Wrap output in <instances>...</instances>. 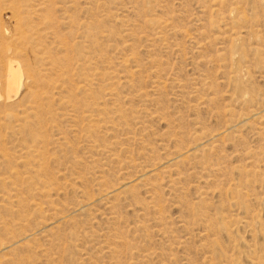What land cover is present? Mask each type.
<instances>
[{
  "label": "rangeland",
  "instance_id": "obj_1",
  "mask_svg": "<svg viewBox=\"0 0 264 264\" xmlns=\"http://www.w3.org/2000/svg\"><path fill=\"white\" fill-rule=\"evenodd\" d=\"M11 1H0V25L14 29L20 22L21 31L25 30L18 47L26 49L25 59L33 60L35 66L32 91L36 94L37 112L35 107L29 113L24 108L17 110L0 104V125L4 122L0 126V176H4L3 183L6 181L3 185L0 178V242L14 239L13 248L9 253L1 251L0 257L16 263L19 259L18 264L26 259V264H32V260L33 264H114L119 255L114 252L124 251L121 259L117 258L119 264H264V0H52L53 5L51 0H20L30 6ZM23 6L25 10H21ZM46 14L52 21L58 18L52 22L48 16V22L44 19ZM143 19L157 21V27L147 25ZM24 25L34 31L29 32ZM229 32L239 33L243 40L238 51L242 49L244 59L237 64L229 57ZM47 61L50 68L46 67ZM109 78L117 79V83ZM237 86L246 93L245 99L239 98ZM4 89L1 85V94L6 92ZM3 112L14 117L3 116ZM29 140L35 142L30 141L27 147ZM37 146L43 149L41 153ZM30 147H34V152ZM182 153H187V157ZM178 154L183 156L177 162L174 158ZM152 164L155 167H148ZM147 169H156V175L152 177ZM29 170L33 171L32 176ZM34 172L38 176L33 178ZM20 175L21 179L16 180ZM45 180L52 186L56 182V186L52 189ZM126 182L131 187L128 190L122 187ZM104 191L112 196H105ZM7 192L23 194L20 197L27 199L23 201L25 207L8 199ZM25 194H29L28 198ZM50 197L53 208L49 205L43 212L34 210L36 204ZM155 198L159 206H155ZM31 200L38 203L33 202V206ZM4 207L6 211L12 208L9 215ZM26 213L33 214L29 220ZM26 218L34 223L30 224L34 226L32 232L25 235L23 228V232L17 227L13 230L14 224L27 223ZM1 222L7 224L6 229Z\"/></svg>",
  "mask_w": 264,
  "mask_h": 264
},
{
  "label": "bare ground",
  "instance_id": "obj_2",
  "mask_svg": "<svg viewBox=\"0 0 264 264\" xmlns=\"http://www.w3.org/2000/svg\"><path fill=\"white\" fill-rule=\"evenodd\" d=\"M0 1H1V0H0ZM2 1H3V0H2ZM6 1H7V0H6ZM8 1H9V0H8ZM12 1H14V0H12ZM12 1H11V2H12ZM16 1H18V0H16ZM16 1H15V2H16ZM19 1H20V0H19ZM25 1H26V0H25ZM41 1H42V0H41ZM51 1H52V0H51ZM54 1H55V0H54ZM88 1L90 2V0H88ZM88 1H87V2H88ZM219 1H220V3L222 2L221 0H219ZM20 2H21V1H20ZM47 2H48V1H47ZM47 2H46V3H47ZM49 2H50V1H49ZM49 2H48V3H49ZM89 2H88V4L91 3V2H90V3H89ZM237 2H238V1H237ZM241 2H242V1H241ZM249 2H250V1H249ZM251 2H252V1H251ZM21 3H22V4H26L25 2H24V3L21 2ZM27 3H28V2H27ZM40 3H42V2H40ZM44 3H45V2H44ZM50 3L52 4L53 1L50 2ZM220 3H219V4H220ZM8 4H9V3H8ZM38 4H39V3H38ZM38 4H37V5H38ZM53 4H54V3H53ZM53 4H52V5H53ZM74 4H76V3H74ZM241 4H242V3H241ZM14 5L16 6L15 3H14ZM20 5H21V4H20ZM20 5H19V6H20ZM28 5H29V4H28ZM28 5L26 4L25 6H28ZM45 5H46V4H45ZM52 5H50V6H52ZM216 5H217V4H216ZM246 5H247V4H246ZM29 6H30V5H29ZM39 6H40V8H41L42 5H39ZM39 6H38V7H39ZM73 6H74V7H73ZM220 6H221V5H220ZM243 6H244V5H243ZM5 7H6V6H5ZM44 7L47 8L46 6H44ZM48 7H49V6H48ZM52 7H53V6H52ZM70 7H71V8L73 7V8H75V9L77 8V7H75V5H72V6H70ZM147 7H148V6H147ZM225 7H226V6H225ZM233 7H235V6H232V8H233ZM35 8H36V7H35ZM42 8H43V6H42ZM49 8H50V7H49ZM49 8H48V10H49ZM62 8H63V7H62ZM66 8H67V7H66ZM214 8H215V7H214ZM219 8H220V7H219ZM6 9H7V8H6ZM12 9H13V8H12ZM15 9H17V7H16ZM22 9L25 10L26 7L24 8V6H23V7H21V10H22ZM27 9H28V8H27ZM30 9H31V8H30ZM30 9H28V10H30ZM43 9H44V8H43ZM69 9H70V8H69ZM35 10H36V9H35ZM51 10H52V8H51ZM60 10H61V9H60ZM64 10H65V9H64ZM64 10H63V11H64ZM214 10H215V9H213V11H214ZM230 10H231V9H230ZM36 11H37V10H36ZM36 11H35L34 13H36ZM49 11H50V10H49ZM54 11H55V10H54ZM73 11H74V9H73ZM222 11H223V10H222ZM235 11H236V10H235ZM17 12H20V14H21V11H17ZM26 12H27V11H26ZM28 12H29V11H28ZM28 12H27V13H28ZM46 12H47V11H46ZM56 12H57V11H56ZM61 12H62V11H61ZM64 12H65V11H64ZM71 12H72V11H71ZM144 12H145V11H144ZM227 12H228V11H227ZM229 12H230V11H229ZM232 12H234V11L231 10V13H232ZM22 13H23V11H22ZM24 13H25V11H24ZM27 13H26V14H27ZM38 13H40V12L38 11ZM41 13H44V12H41ZM41 13H40V14H41ZM69 13H70V12H68L67 15H69ZM149 13H150V12H149ZM214 13H215V12H214ZM54 14H55V13H54ZM65 14H66V13H64V15H65ZM143 14H144V13H143ZM146 14H147V13H146ZM221 14H223V13L221 12ZM229 14H230V13H229ZM21 15H22V14H21ZM24 15H25V14H24ZM27 15H28V14H27ZM42 15H43V14H42ZM42 15H41V18H42ZM46 15H47V14H46ZM55 15H56V14H55ZM233 15H234V13H233ZM256 15H258V14H256ZM13 16L16 17V10H14V9H13ZM22 16H23V15H22ZM29 16H30V15H29ZM37 16H38V14H37ZM44 16H45V14H44ZM48 16H49V18L51 17L50 15H47L44 19L48 20ZM52 16H54V15H52ZM149 16H150V15H149ZM217 16H218V14H217ZM219 16H220V15H219ZM224 16H225V15H224ZM229 16H230V15H229ZM229 16H228V17H229ZM236 16H237V15H236ZM240 16H241V18H242V15H241V14H240ZM18 17H19V16H18ZM30 17H31V16H30ZM54 17H55V16H54ZM66 17H67V16H66ZM19 18H20V17H19ZM21 18H22V17H21ZM26 18H27V17H26ZM55 18H56V17H55ZM57 18H58V17H57ZM57 18H56V19H57ZM145 18H146V17H145ZM147 18H148V17H147ZM225 18H226V17H225ZM235 18H236V17H235ZM235 18H233V19H235ZM237 18H239V17L237 16ZM241 18H239V20H240ZM17 19H18V18H17ZM31 19H32V18H31ZM50 19H51V18H50ZM50 19H49V20H50ZM56 19H53V21H54V20L56 21ZM62 19H63V18H62ZM66 19H67V18H66ZM69 19H70V17H69ZM223 19H224V18H222V20H223ZM228 19H230V18H228ZM244 19H245V18H244ZM18 20H19V19H18ZM22 20H25V19H24V16H23V19H22ZM37 20L40 21L39 18H38ZM49 20H48V22H51V21H52V19H51V21H49ZM77 20H78V19H77ZM143 20H144V19H143ZM163 20H165V19H163ZM171 20H172V19H171ZM226 20H227V18L225 19V22H226ZM235 20H236V19H235ZM247 20H248V19H247ZM247 20H246V21H247ZM19 21H21V20H19ZM41 21H42V19H41ZM53 21H52V22H53ZM57 21H59V20H57ZM144 21H146L145 23H147V25H151V26L153 25V26H156V27H157V21H155V20H153V19H151V20H149V21H148V20H144ZM161 21H162V20H161ZM212 21H213V20H212ZM227 21H228V20H227ZM230 21H231V20H230ZM230 21H229V22H230ZM14 22H15V21H14ZM46 22H47V21H46ZM162 22H163V21H162ZM165 22H166V21H165ZM238 22H240V21H238ZM238 22H237V23H238ZM8 23H9V22H8ZM21 23H22V22H21ZM23 23H24V22H23ZM25 23H26V22H25ZM42 23H43V21H42ZM58 23H59V22H58ZM60 23H61V22H60ZM60 23H59V25H62V24H60ZM143 23H144V22H143ZM168 23H170V22H168ZM16 24H17L16 26H18V27H17V28H14V29H9L11 26H10L9 28H8V27L6 28V26L3 27L2 25H0V38H1L0 40H2V41L4 42V43L0 44V88H1V85H2V86L5 88L4 91H6L5 93L3 92V94L0 93V104H1L2 106H4V107H13V109H14V108H18L17 110H19V108H24V109H25V112H27V111L30 110V109L33 110L34 107H35V103H36V102L34 101V100H35V96H36V94L34 95V93H33V91H32V88L34 87L33 85H35V82H36V80H35V77H36V72H35V71H36V70H35L34 63L32 62L33 60L30 62V60L28 61V59H25V57H26V49H25V48H20V47H18V43L21 42L20 40H22L23 36H25V34H24V33H25V30L21 31V25H22V24L20 25V22H19V23L16 22ZM30 24H31V23H30ZM53 24H55V23H53ZM77 24H78V23H77ZM211 24H212V23H211ZM227 24H230V23H227ZM240 24H241V23H240ZM243 24H244V21H243ZM246 24H247V23H246ZM5 25H7V24H5ZM44 25L46 26V23H44ZM47 25H48V26H47V28H48V27H49V23H47ZM51 25H52V23H51ZM144 25H145V24H144ZM217 25H218V24H217ZM238 25H239V24H238ZM24 26H25V25H24ZM31 26H32V24H31ZM35 26H37V25H35ZM210 26H211V28H212V25H210ZM228 26H229V25H228ZM22 27H23V26H22ZM25 27H26V26H25ZM25 27H23V29H24ZM28 27H29V26H28ZM28 27H26V28H28ZM33 27H34V26H33ZM50 27H51V26H50ZM52 27H54V26H52ZM52 27H51V28H52ZM145 27H146V26H145ZM161 27H162V26H161ZM171 27H172V26H171ZM238 27H239V26H238ZM240 27H241V26H240ZM249 27H250V26H249ZM26 28H25V29H26ZM39 28H40V27H39ZM47 28H45V29H47ZM54 28H55V27H54ZM57 28H58V26L56 25V28H55V29H57ZM149 28H150V27H149ZM165 28H166V27H165ZM165 28H164V29H165ZM246 28H247V27H246ZM246 28H245V29H246ZM35 29H36V28H35ZM37 29H38V28H37ZM40 29H42V28H40ZM147 29H148V28H147ZM152 29H153V28H152ZM154 29H155V28H154ZM154 29H153V30H154ZM159 29H160V28H159ZM166 29H167V28H166ZM169 29H170V27H169ZM169 29H168V30H169ZM172 29H173V28H172ZM234 29H235V27H234ZM242 29H243V28H242ZM247 29H248V28H247ZM42 30H43V29H42ZM42 30H41V31H42ZM57 30H58V29H57ZM149 30H151V29H149ZM240 30H241V28H240ZM240 30H237V31L240 32ZM28 31L31 32V31H34V30L31 29V27H30V28H28ZM35 31H36V33H39L37 30H35ZM50 31H52V29H51ZM157 31H159V30H157ZM170 31H171V30H170ZM229 31H230V30H229ZM56 32H57V31H56ZM56 32H55V33H56ZM151 32H152V31H151ZM246 32H248V31H246ZM254 32H255V31H253V33H254ZM32 33H34V32H32ZM32 33H31V34H32ZM229 33H230V34H229V36H230L232 32H229ZM240 33H241V32H240ZM249 33H250V32H249ZM51 34H53V32H52ZM57 34H58V32H57ZM256 34H257V33H256ZM26 35H29V34L27 33ZM33 35H34V34H32V37H33ZM40 35H41V33H40ZM43 35H44V34H43ZM55 35H56V34H55ZM58 35H60V34H58ZM58 35H57V36H58ZM125 35H126V34H125ZM129 35H130V34H129ZM151 35H152V33H151ZM189 35H190V34H189ZM241 35H242V34H241ZM35 36H36V35H35ZM44 36H45V35H44ZM44 36H43V37H44ZM148 36H149V35H148ZM156 36H157V35H156ZM224 36H227V35H224ZM224 36H223V37H224ZM242 36H243V35H242ZM242 36H241V37H242ZM30 37H31V35H30L28 38H30ZM43 37H42V38H43ZM45 37H46V36H45ZM93 37H94V36H93ZM142 37H143V36H142ZM151 37H152V36H151ZM227 37H228V36H227ZM230 37H232V38H231V43H230L231 46H230V50H229V53H230V56H229V57H231V61H232L233 63H236V64H237V62H240V61L242 62L243 59H244V54H243V52H242V49H241V52L238 51L239 44H240L241 42H243V40L241 41L240 36H239V33H234V34L231 35ZM249 37H250V35H249ZM252 37H253V35H252ZM34 38H35V37H34ZM38 38H39V36H38ZM57 38H58V37H57ZM153 38H155L154 35H153ZM255 38H256V36H255ZM35 39H36V38H35ZM35 39H33V40H35ZM40 39H41V38H40ZM148 39H149V38H148ZM227 39H229V37H228ZM243 39H244V38H243ZM5 40L7 41V43H5ZM24 40H25V39H24ZM24 40H23V41H24ZM33 40H32V41H33ZM38 40H39V39H38ZM141 40H142V39H141ZM153 40H155V39H153ZM244 40H245V39H244ZM25 41H26V40H25ZM27 41H31V39H30V40L28 39ZM56 41H57V40H56ZM148 41H149V40H148ZM155 41H156V40H155ZM155 41H153V42L155 43ZM0 42H1V41H0ZM82 42H83V41H82ZM156 42H157V41H156ZM228 42H229V40H228ZM244 42H245V41H244ZM25 43L28 44V42H25ZM20 44H21V43H20ZM31 45H32V44H31ZM86 45H87V44H86ZM242 45H244V47H246L245 44H242ZM33 46H34V45H33ZM33 46H32V47H33ZM87 46H88V45H87ZM25 47H26V46H25ZM241 47H242V46H241ZM33 48H34V47H33ZM98 49H99V48H98ZM33 50H34V49H33ZM35 50H36V49H35ZM224 50L226 51V49H224ZM244 50H245V48H244ZM65 51L67 52V50H65ZM100 51H101V50H100ZM256 51H257V50H256ZM37 52H39V51L37 50ZM84 52H85V51H84ZM223 52H224V51H223ZM244 52H245V51H244ZM88 53H89V52H88ZM229 53H228V54H229ZM247 53H248V52H247ZM257 53H258V52H257ZM40 54H41V53H40ZM226 54H227V53H226ZM255 54H256V53H255ZM38 55H39V54H38ZM42 55H44V54H42ZM50 55H51V54H50ZM59 55H60V54H59ZM248 55H249V54H248ZM248 55L246 54L245 56L247 57ZM27 56H28V54H27ZM39 56H40V55H39ZM226 56L228 57V55H226ZM64 57H65V56H64ZM135 57H137V56H135ZM229 57H228V58H229ZM28 58H29V57H28ZM100 58H101V57H100ZM40 59H41V58H40ZM43 59H44V58H43ZM50 59H51V58H50ZM75 59H77V58H75ZM79 59H80V58H79ZM79 59H78V60H79ZM47 60H48V59H47ZM69 60H70V59H69ZM92 60H93V58H92ZM123 60H124V59H123ZM226 60H227V59H226ZM40 61L42 62V60H40ZM43 61H46V59L43 60ZM48 61H49V60H48ZM48 61H47V62H48ZM95 61H96V60H95ZM128 61H129V60H128ZM244 61H245V60H244ZM248 61H249V60H248ZM41 62H40V63H41ZM49 62H50V61H49ZM49 62H48V63H49ZM78 62H79V61H78ZM81 62H82L81 64L84 65V64H83V61H81ZM84 62L86 63V61H84ZM87 62H88V61H87ZM89 62H90V60H89ZM89 62H88V63H89ZM126 62H127V61H126ZM135 62H136V61H135ZM137 62H138V61H137ZM229 62H230V61H229ZM245 62H246V61H245ZM38 63H39V62H38ZM45 63H46V62H45ZM50 63H52V62H50ZM50 63H49L48 65L45 64L46 67H47V66L49 67V66H50ZM54 63H56V62H54ZM54 63H53V64H54ZM90 63H91V62H90ZM90 63H89V64H90ZM248 63H250V62H248ZM41 64H42V63H41ZM41 64H40V65H41ZM66 64H67V63H66ZM69 64H70V63H69ZM81 64H79L80 67H82ZM89 64H88V65H89ZM230 64H231V63H230ZM236 64H233V65H236ZM250 64H251V63H250ZM86 65H87V64H86ZM88 65H87V66H88ZM120 65H121V63H120ZM123 65H125V64L122 63L121 67H123ZM126 65H127V64H126ZM226 65H227V64H226ZM248 65H249V64H248ZM36 66H39V65H36ZM54 66H55V65H54ZM54 66H53V67H54ZM230 66H231V65H230ZM239 66H240V65H239ZM51 67H52V66H51ZM56 67H57V66H56ZM56 67H54V68H56ZM67 67H68V66H67ZM70 67H71V66H70ZM119 67H120V66H119ZM124 67H125V66H124ZM124 67H123V68H124ZM224 67H225V66H224ZM253 67H254V66H253ZM257 67H258V66H257ZM43 68H44V65H43ZM43 68H42V69H43ZM49 68H50V67H49ZM57 68H58V67H57ZM57 68H56V70H58ZM84 68H85V66H84ZM84 68L82 67V69H84ZM86 68H87V70H89L88 67H86ZM91 68H92V67H91ZM91 68H90V70H91ZM126 68H127V67H125V69H126ZM36 69H37V67H36ZM96 69H97V68H96ZM125 69H124V70H125ZM137 69H138V68H137ZM50 70H51V69H50ZM53 70H54V69H53ZM85 70H86V69H85ZM124 70H123V71H124ZM128 70H129V68H128ZM134 70H135V69H134ZM244 70H245V69H244ZM37 71H38V69H37ZM76 71H77V70H76ZM129 71H131V69H130ZM43 72H44V71H42V73H43ZM47 72H48V71H46V73H47ZM52 72H53V71H52ZM70 72H71V71H70ZM79 72H80V71H79ZM95 72H98V71L95 70ZM95 72H93V74H94ZM114 72H115V71H114ZM126 72H127V71H125V73H126ZM137 72H138V71H137ZM137 72H136V71H133V70L131 71L132 74H135V73H137ZM125 73H124V74H125ZM129 73H130V72H128V74H129ZM138 73H139V72H138ZM138 73H137V74H138ZM44 74H45V73H44ZM93 74H92L91 77L95 76V75H93ZM95 74H97V73H95ZM113 74H114V73H113ZM119 74H121V76H122V73H119ZM128 74H125V75H128ZM230 74H231V73H230ZM237 74H238V73H237ZM40 75H41V74H40ZM40 75H38V77H39ZM61 75H62V74H61ZM99 75H100V74H99ZM117 75H118V74H117ZM129 75H130V74H129ZM129 75H128V77H129ZM138 75H139V74H138ZM234 75H235V74H234ZM41 76H42V75H41ZM43 76H45V75H43ZM46 76H47V74H46ZM76 76H77V75H76ZM97 76H98V75H97ZM101 76H102V75H101ZM229 76H230V75H229ZM241 76H242V75H241ZM38 77H37V78H38ZM89 77H90V76H89ZM89 77H87V78L89 79ZM112 77H113V76H112ZM134 77H135V76H134ZM244 77H245V75H244ZM41 78H42V77H41ZM52 78H53V77H52ZM78 78H79V77H78ZM78 78H77V79H78ZM119 78H120V77H119ZM235 78H236V77H235ZM247 78H248V77H247ZM42 79L44 80V78H42ZM59 79H60V78H59ZM109 79H110V78H109ZM112 79H113V78H111L110 80H112ZM126 79H129V78H126ZM126 79H125V77H124V80H126ZM236 79H237V78H236ZM241 79H242V78H241ZM245 79H246V78H245ZM38 80H39V79H38ZM69 80H72V79L69 78ZM91 80H92V79H91ZM113 80H115V79H113ZM113 80H112V81H113ZM116 80H117V79H116ZM116 80H115V81H116ZM40 81H41V80H40ZM64 81H65V80H64ZM89 81H90V80H89ZM129 81H130V80H129ZM230 81H231V80H230ZM243 81H244V80H243ZM37 82H38V81H37ZM62 82H63V81H62ZM78 82H79V80H77V84L80 83V82H79V83H78ZM86 82H87V81H86ZM56 83H57V82H56ZM88 83H90V82H88ZM88 83H87V84H88ZM91 83H92V81H91ZM111 83H112V82H111ZM113 83H114V82H113ZM116 83H117V81H116ZM124 83H125V82H124ZM128 83H130V82H128ZM235 83H236V81H235ZM114 84H115V83H114ZM120 84H121V83H120ZM122 84H123V83H122ZM122 84H121V85H122ZM125 84H126V83H125ZM130 84H131V83H130ZM243 84H244V83H243ZM88 85H89V84H88ZM88 85H87V86H88ZM244 85H245V84H244ZM87 86H86V87H87ZM134 86H135V85H134ZM235 86H236V85H235ZM245 86H247V85H245ZM57 87H58V86H57ZM114 87H115V86H114ZM114 87H113V88H114ZM120 87H121V86H120ZM120 87H119V89H120ZM58 88H59V87H58ZM109 88H110V87H109ZM113 88H112V89H113ZM130 88H131V87H130ZM132 88H133V87H132ZM233 88H235V87H233ZM2 89H3V88H2ZM54 89H55V88H54ZM112 89H111V90H112ZM117 90H118V89H117ZM117 90H115L114 93H116ZM120 90H121V89H120ZM120 90H119V91H120ZM0 91H1V90H0ZM237 91H238V93H239V95H240L239 98H241V99H245V97H246V96H245L246 93H245L240 87H238V86H237ZM111 92H112V91H111ZM38 93H39V92H38ZM114 93H112V94H114ZM43 94H44V93H43ZM47 94H48V93H47ZM118 94H119V92H117V95H118ZM48 95H50V94H48ZM48 95H47V96H48ZM110 95H111V94H110ZM38 96L40 97V95H38ZM113 96H114V95H113ZM118 96H119V95H118ZM41 97H42V96H41ZM41 97H40V98H41ZM115 97H116V95H115ZM115 97H114V98H115ZM40 98H37V99H40ZM37 99H36V100H37ZM41 99H42V98H41ZM118 99H119V97H118ZM118 99H117V100H118ZM248 99H249V98H248ZM248 99H247V100H248ZM44 100H46V99H44ZM51 100H52V99H51ZM117 100H116V101H117ZM233 100L236 101L235 99H233ZM37 101H38V100H37ZM47 101H49V100H47ZM47 101H45V102H47ZM211 101H212V100H211ZM234 101H233V102H234ZM241 101H242V100H241ZM248 101H249V100H248ZM38 102L42 104V102H41L40 100H39ZM38 102H37V103H38ZM117 102H118V101H117ZM207 102H208V101H207ZM43 103H44V101H43ZM238 103H239V102H238ZM91 104H92V103H91ZM38 106H41V105H38ZM37 108H38V107H37ZM26 109H27V110H26ZM38 109H39V108H38ZM35 110H36V111H35V113H36V112H37L36 107H35ZM21 111H22V110H21ZM19 112H20V111H19ZM19 112H18V113H19ZM28 112H29V111H28ZM30 112H31V111H30ZM30 112H29V113H30ZM3 113H4V112H3ZM7 113H8V112H7ZM32 113H33V112H32ZM91 113H92V112H91ZM5 114H6V113H4L3 116H5ZM9 114H10V113H8V114H6V115H9ZM80 114H81V113H80ZM85 114H88V113L85 112ZM85 114L83 113V115H85ZM12 115H13V114H10V117H12ZM25 115H26V114H25ZM27 115H28V113H27ZM17 116H18V115H17ZM64 116H65V115H64ZM64 116H63L62 118H64ZM66 116H67V115H66ZM66 116H65V117H66ZM68 116H69V115H68ZM81 116H82V115H81ZM81 116H80V117H81ZM85 116H86V115H85ZM89 116L91 117L92 114H91V115L89 114ZM253 116H254V115H253ZM10 117H9V118H10ZM13 117H14V115H13ZM21 117H22V116H21ZM21 117H20V118H21ZM23 117H24V115H23ZM23 117H22V118H23ZM25 117H26V116H25ZM27 117H28V116H27ZM29 117H30V115H29ZM32 117H33V116H32ZM32 117H31V118H32ZM36 117H37V115H36ZM36 117H35V119H37ZM49 117H50V116H49ZM49 117H48V120H51V119H49ZM243 117H244V116H243ZM1 118H2V117H1ZM1 118H0V119H1ZM3 118H4V117H3ZM17 118H19V117H17ZM22 118H21V119H22ZM39 118H41V120H42V116H41V117L39 116ZM44 118H45V117H44ZM44 118H43V120H44ZM46 118H47V117H46ZM50 118H51V117H50ZM5 119H6V117H5ZM13 119H14V118H12V120H13ZM33 119H34V118H33ZM33 119H32V120H33ZM66 119H67V118H66ZM70 119H71V117H70ZM72 119H73V117H72ZM75 119H76V118H75ZM3 120H4V119H2V121H3ZM18 120H19V119H18ZM18 120H17V121H18ZM23 120H24V119H23ZM32 120H31V121H32ZM43 120H42V121H43ZM87 120H88V119H87ZM7 121H8V120H7ZM19 121H20V120H19ZM35 121H36V120H35ZM38 121H40V119H39ZM44 121H45V120H44ZM72 121H73V120H72ZM77 121H78V120H77ZM83 121H84V118H83ZM85 121H86V120H85ZM88 121H89V120H88ZM21 122H22V121H21ZM121 122H122V121H121ZM3 123H4V122H3ZM3 123H2L1 125H3ZM25 123H26V118H25ZM29 123H30V122H29ZM109 123H110V122H109ZM7 124H8V123H7ZM10 124H11V122H10ZM16 124H17V123H16ZM16 124H15V125H16ZM19 124H21V123H19ZM23 124H24V122H23ZM27 124H28V123H27ZM31 124H32V123H31ZM76 124H78V123H76ZM76 124H74V126H75ZM93 124H94V123H93ZM115 124H116V123H115ZM1 125H0V126H1ZM15 125H14V126H15ZM43 125H44V124H43ZM43 125H42V127H43ZM45 125H46V124H45ZM48 125H49V124H48ZM53 125H54V124H53ZM229 125H230V124H229ZM3 126H4V125H3ZM3 126H2V127H3ZM5 126H6V122H5ZM14 126H13V128H14ZM22 126L24 127L25 125H22ZM29 126H30V125H29ZM51 126H52V125H51ZM11 127H12V125L9 126V128H11ZM17 127H18V126H17ZM20 127H21V126H20ZM30 127H31V126H30ZM36 127H37V126H36ZM38 127H39V126H38ZM38 127H37V128H38ZM94 127H95V126H94ZM117 127H118V126H117ZM230 127H231V126H230ZM13 128H12V130H13ZM26 128H27V125H26ZM26 128H25V129H26ZM31 128H32V127H31ZM44 128H45V126H44ZM48 128H49V127H48ZM48 128H46V129H48ZM28 129H29V128H28ZM33 129H34V128H33ZM35 129H36V128H35ZM39 129H40V128H39ZM46 129H45V130H46ZM74 129H75V128H74ZM17 130L19 131L20 128H19V129L17 128ZM30 130H31V129H30ZM30 130H29V131H30ZM48 130H49V129H48ZM71 130H72V129H71ZM14 131H15V129H14ZM18 131H17V132H18ZM23 131H24V130H23ZM26 131H27V130H26ZM32 131H33V130H32ZM40 131H41V130H40ZM55 131H56V130H55ZM73 131H75V130H73ZM21 132H22V131H21ZM42 132H43V131H42ZM23 133H24V132H23ZM28 133H29V132H28ZM32 133L34 134V133H36V132H32ZM37 133H38V132H37ZM39 133H40V132H39ZM44 133H45V132H44ZM74 133H75V132H74ZM42 134H43V133H42ZM77 134H78V133H77ZM202 134H204V133H202ZM9 135H10V134H9ZM27 135H28V134H27ZM34 135H35V134H34ZM38 135H39V134H38ZM74 135H75V134H74ZM83 135H84V137L86 138V134H83ZM87 135H88V134H87ZM91 135H92V133H91ZM29 136H30V135H29ZM89 136H90V134H89ZM89 136H87L88 139H89ZM46 137H47V136H46ZM91 137H92V136H91ZM32 138H33V137H32ZM32 138H31V139H32ZM34 138H35V137H34ZM39 138H40V136H39ZM81 138H82V137H81ZM85 138H84V139H85ZM201 138H203V137H201ZM201 138H199V139H201ZM46 139L48 140V138H46ZM61 139H62V137H61ZM63 139H64V138H63ZM88 139H87V140H88ZM90 139H92V138H90ZM90 139H89V140H90ZM199 139H198V140H199ZM203 139H204V138H203ZM32 140H33V139H32ZM32 140H29L28 142L25 141V142H26L27 145H28V143H29L30 141L32 142ZM34 140H35V139H34ZM39 140H40V139H39ZM42 140H44V139H43V135H42ZM89 140H88V141H89ZM44 141H45V140H44ZM48 141H49V140H48ZM50 141H51V140H50ZM59 141H60V140H59ZM63 141H64V140H63ZM65 141H66V140H65ZM65 141H64V142H65ZM34 142H35V141H34ZM34 142H32V143H34ZM38 142H39V141H38ZM40 142H41V141H40ZM90 142H91V141H90ZM94 142H95V141H94ZM48 143H50V142H48ZM85 143H86V142H85ZM91 143H93V142H91ZM24 144H25V143H24ZM29 144H30V143H29ZM36 144H38V143H36ZM42 144H43V143H42ZM42 144H41V145H42ZM30 145H31V144H30ZM30 145H28L27 147H29ZM43 145H44V144H43ZM43 145H42V146H43ZM34 146H35V144H34ZM46 146H47V145H46ZM89 146H90V145H89ZM89 146H88V147H89ZM91 146H93V145H91ZM95 146H96V148L98 147L97 144H95ZM23 147H24V149L26 148L25 145H24ZM35 147H36V146H35ZM30 148H32V147H30ZM33 148H34V147H33ZM33 148H32V151H33ZM42 148L44 149V146H43ZM42 148L39 149L38 146H37L36 149H39L37 152H39ZM60 148H61V147H60ZM60 148H59V149H60ZM91 148H92V147H91ZM94 148H95V147H94ZM20 149H21V148H20ZM24 149L22 148L23 151H24ZM26 149H27V148H26ZM28 149H29V148H28ZM36 149H34V150H36ZM43 149H42V151H43ZM92 149H93V148H92ZM99 149H100V148H99ZM99 149H98V150H99ZM104 149H106V148H104ZM47 150H48V148H47ZM47 150H46V151H47ZM27 151H28V150H26L25 152H27ZM32 151L29 150L30 154L32 153ZM92 151H93V150H92ZM100 151H101V150H100ZM176 151H177V150H176ZM187 151H188V150H187ZM33 152H34V151H33ZM48 152H49V151H48ZM60 152H62V151H60ZM101 152H102V151H101ZM104 152H105V151H104ZM179 152H180V151H179ZM185 152H186V151H185ZM39 153H41V152H39ZM39 153H38V155H39ZM44 153H45V152H44ZM95 153H96V152H95ZM98 153H99V152H98ZM102 153H103V152H102ZM19 154H21V152H19ZM24 154L26 155L27 153H24ZM24 154H21V155H24ZM28 154H29V153H28ZM32 154H33V153H32ZM36 154H37V153H36ZM36 154H35V155H36ZM42 154H43V153H42ZM45 154H46V153H45ZM45 154H44V155H45ZM48 154H49V153H48ZM176 154H177V153H176ZM182 154H184V153H182ZM182 154H181V155H182ZM186 154H187V153H186ZM186 154H184V155L186 156ZM191 154H192V153H191ZM46 155H47V154H46ZM50 155H53V154H50ZM172 155H173V154H172ZM181 155L178 154V155L176 156V158H174V161H177V162L180 161V160H181V157L183 156V155H182V156H181ZM192 155H193V154H192ZM32 156H33V155H32ZM40 156H41V155H40ZM42 156H43V155H42ZM42 156H41L40 158H42ZM173 156H175V155H173ZM1 157H4V154H3V156L1 155ZM9 157H10V156H9ZM18 157H19V156H18ZM18 157H17V158H18ZM23 157H24V156H23ZM27 157H28V156H27ZM29 157H30V156H29ZM34 157H35V156H34ZM38 157H39V156H38ZM38 157L36 158V160L39 159ZM44 157H45V156H43V158H44ZM186 157H187V156H186ZM31 158H32V157H31ZM92 158H93V157H92ZM183 158H185V157H183ZM5 159H6V157H5ZM9 159H10V158H9ZM21 159H22V157H21ZM27 159H28V161H29V158H27ZM48 159H49V158H48ZM7 160H8V158H7ZM23 160H24V158L22 159V161H23ZM32 160H35V158L31 159V160H30V163L33 162ZM42 160H43V159H42ZM51 160H52V159H51ZM172 160H173V159H172ZM172 160H171V161H172ZM192 160H193V159H192ZM10 161H12V160L10 159ZM10 161H8V162H10ZM14 161H15V160H14ZM39 161H40V160H38V161H36V162H39ZM44 161H45V159H44ZM183 161H184V160H183ZM15 162H17V161H15ZM25 162H26V161H25ZM34 162H35V161H34ZM36 162H35V163H36ZM41 162H42V161H41ZM10 163H11V162H10ZM21 163H22V162H21ZM30 163H29V164H30ZM39 163H40V162H39ZM183 163H184V162H183ZM29 164H28V166H29ZM40 164H43V163H40ZM165 164H166V163H165ZM184 164H185V163H184ZM205 164H206V163H205ZM19 165H20V164H19ZM24 165H25V164H24ZM26 165H27V163H26ZM33 165L35 166V164H32V166H33ZM45 165H46V164H45ZM159 165H160V164H159ZM177 165H178V163H177ZM179 165H180V164H179ZM30 166H31V165H30ZM34 166H33V167H34ZM203 166H204V164H203ZM205 166H206V165H205ZM13 167L16 168V166H14V165H13ZM23 167H24V166H23ZM66 167H67V166H66ZM66 167H65L64 170H63L64 172H65ZM140 167H141V166H140ZM144 167H145V166H144ZM148 167L153 168V167H155V166L152 164L151 166H148ZM211 167H213V166H211ZM31 168H32V167H31ZM31 168H30V169H31ZM34 168H35V167H34ZM37 168H38V166H37ZM37 168H36V169H37ZM145 168H147V166H146ZM156 168H157V167H156ZM26 169H27V172H26V173H28V168L26 167ZM38 169H39V168H38ZM43 169H45V168H43ZM16 170H17V169H16ZM32 170H33V169H32ZM39 170H40V169H39ZM46 170H47V169H45L44 171H46ZM147 170H148V169H147ZM209 170H210V169H209ZM212 170H213V168H212ZM212 170H211V171H212ZM218 170H219V169H218ZM11 171H12V170H11ZM13 171H14V170H13ZM25 171H26V170H25ZM33 171H34V170H33ZM33 171H32V172H33ZM44 171H43V172H44ZM67 171H68V169H67ZM67 171H66V172H67ZM139 171H140V170H139ZM148 171H149V170H148ZM148 171H147V172H148ZM156 171H157L156 169H152V170L149 171L150 173H148V174H150V175L153 177L154 175H156ZM158 171H159V170H158ZM8 172H9V171H8ZM17 172H18V171H17ZM29 172H30V175L32 176V172H31L30 170H29ZM38 172H39V171H38ZM38 172H36V173L38 174ZM143 172H145V171H143ZM14 173H15V172H14ZM36 173L34 172L33 175L36 174ZM46 173H48V171H46ZM46 173H45V174H46ZM55 173H56V172H55ZM55 173H54V174H55ZM59 173H61V172L59 171ZM69 173H70V172H69ZM69 173H65V175H66V174L68 175ZM6 174H8V173H6ZM9 174H10V173H9ZM12 174H13V173H12ZM12 174H11V175H12ZM19 174H21V173H19ZM22 174H23V173H22ZM45 174H44V175H45ZM57 174H58V173H57ZM57 174H55V175H57ZM62 174L64 175V173H62ZM78 174H79V173H78ZM246 174H247V173H246ZM16 175H18V174H16ZM23 175H25V174H23ZM42 175H43V174H42ZM51 175H52V173H51ZM144 175H145V174H144ZM144 175H143V176H144ZM160 175H161V174H160ZM36 176H38V175H34L33 178L36 177ZM47 176H48V175H47ZM47 176H46V177H47ZM49 176H50V175H49ZM60 176H61V175H60ZM60 176H59V177H60ZM71 176H72V175H71ZM141 176H142V175H141ZM247 176H248V175H247ZM3 177H4V176H3ZM3 177L0 176L1 181L4 179ZM6 177H8V176H6ZM18 177H20V178L18 179ZM25 177H27V176H25ZM28 177H29V176H28ZM39 177H40V176H39ZM57 177H58V176H57ZM59 177H58V178H59ZM61 177L63 178V177H66V176H61ZM82 177H84V176H82ZM2 178H3V179H2ZM8 178H9V177H8ZM14 178H16V177H14ZM37 178H38V177H37ZM51 178H52V177H51ZM51 178H50V179H51ZM62 178H61V179H62ZM77 178H78V177H77ZM5 179H6V178H5ZM17 179L20 180V179H21V175H20V176H17L16 180H17ZM22 179H23V178H22ZM47 179H48V178H47ZM61 179H60V180H61ZM8 180L12 181L10 178H9ZM13 180H14V179H13ZM26 180H27V178H26ZM26 180L24 179V182H25ZM30 180H32V181L34 182V180H36V178H35L34 180H33V179H30ZM78 180H79V179H78ZM138 180H139V179H138ZM138 180H136V181L139 182ZM1 181H0V182H1ZM100 181H101V180H100ZM136 181H135V182H136ZM140 181H141V179H140ZM161 181H162V180H161ZM5 182H6V181H5ZM5 182H4V183H5ZM19 182H20V181H19ZM19 182H18V183H19ZM24 182H23V183H24ZM33 182H32V183H33ZM43 182H44V181H43ZM129 182H130V181H129ZM242 182H243V181H242ZM2 183H3V181H2ZM2 183H1V184H2ZM4 183H3V185H5ZM10 183H11V182H10ZM14 183L18 184L17 182H14ZM20 183H21V182H20ZM25 183H26V182H25ZM38 183H41V181H38ZM46 183H47V180H45V184H46ZM55 183H56V182H55ZM55 183L53 184V186L55 185ZM126 183H127V182H126ZM133 183H134V182H133ZM174 183H175V182H174ZM7 184H8V182H7ZM12 184H13V181H12ZM16 184H14V185H16ZM47 184H50V183H47ZM101 184H102V182H101ZM101 184H100V185H101ZM138 184H139V183H138ZM23 185H25V184H23ZM23 185H22V186L20 185V186L23 187ZM27 185H29V184H27ZM31 185H32V184H31ZM39 185H40V184H39ZM50 185H51V184H50ZM129 185H130V184L127 183V184H125V185L122 186V187H124L125 189L128 190L129 188H131V187H129ZM6 186H8V185H6ZM20 186H16L17 189H19L18 187H20ZM41 186H42V190H43L44 187H43V185H41ZM45 186H46V185H45ZM47 186H48V185H47ZM53 186L51 185V186H49V187L52 188ZM55 186H56V185H55ZM102 186H103V185H102ZM132 186H134V185H132ZM31 187L34 188V186H31ZM4 188H5V187H4ZM35 188H37V187H35ZM35 188H34V190H35V191H38V190H36ZM45 188H46V187H45ZM132 188H133V187H132ZM134 188H136V186H135ZM134 188H133V189H134ZM7 189H8V187H7ZM9 189H10V188H9ZM14 189H16V188L14 187ZM29 189H30V192H31V189H32V188H29ZM29 189H27V190H29ZM52 189H53V188H52ZM54 189H55V188H54ZM56 189H57V187H56ZM56 189H55V191H56ZM116 189H117V188H116ZM116 189H115V190H116ZM2 190H3V189H2ZM2 190H0V191L2 192ZM20 190H21V188H20ZM40 190H41V189H40ZM104 190L107 191L106 189H104ZM109 190H110V188H109ZM109 190H108V191H109ZM112 190H113V188H112ZM117 190H118V189H117ZM5 191H6V190H5ZM5 191H4V192H5ZM16 191H17V190H16ZM22 191H23V190H22ZM46 191H47V190H46ZM50 191H51V190H50ZM52 191H53V190H52ZM102 191H103V190H102ZM105 191H104V192H105ZM110 191H111V190H110ZM134 191H135V190H134ZM12 192H14L13 189H12ZM12 192H7V193H6V195L8 196V199H13V202H14V203L16 202L15 200H17V203H20V205H21L22 207H25L23 201H25V200L27 201V199H24V200H23L22 197H20V196H22L23 194H18L17 192H19V191H17V192L14 193V194H13ZM25 192L27 193V192H29V191H26V189H25ZM56 192H57L56 195L58 196V190H57ZM113 192H114V190H113ZM132 192H133V191H132ZM242 192H243V191H242ZM11 193H12L13 195H12ZM19 193H20V192H19ZM21 193H22V192H21ZM37 193H38V192H37ZM37 193L35 192V194H37ZM101 193H102V192H101ZM119 193H120V192H119ZM126 193H127V192H126ZM126 193H125V194H126ZM133 193H134V192H133ZM249 193H250V192H249ZM29 194H30V193H29ZM29 194H28V196H29ZM35 194H34V195H35ZM43 194L45 195V193H43ZM43 194H41V195H43ZM111 194H112L111 192H105V196H110ZM114 194H116V193H114ZM120 194H123V191H121ZM120 194H119V195H120ZM243 194H244V193H243ZM4 195H5V194H4ZM6 195H5V196H6ZM25 195H26V194H25ZM30 195H31V194H30ZM119 195H117V196H119ZM154 195H155V194H154ZM0 196H2V195H0ZM5 196H4V197H5ZM28 196L26 195L27 198H28ZM36 196L39 197L38 195H35L34 197L36 198ZM45 196H46V195H45ZM50 196H51V195H50ZM54 196H55V194H54ZM111 196H112V195H111ZM113 196H114V195H113ZM157 196H158V195H157ZM157 196H156V197H157ZM240 196H241V195H240ZM4 197H3V198H4ZM43 197H44V196H43ZM48 197H49V196H48ZM135 197H136V196H135ZM152 197H153V196H152ZM158 197H159V196H158ZM158 197H157V198H158ZM244 197H245V196H244ZM0 198H1V197H0ZM14 198H15V199H14ZM23 198H25V196H24ZM30 198H31V197H30ZM107 198H108V197H106V199H107ZM117 198H119V197H117ZM5 199H6V198H5ZM5 199H4V200H5ZM32 199H33V197H32ZM52 199H53V198H52ZM52 199H51V197H50V199L45 198V199L42 200L40 203H38V202H36V201L34 202L33 200H31V201H32V205H33V206H34V203H38V204H36V205L34 206V210H35V208H36L38 211H41L45 206H49V205H50V206L52 207V204H53ZM108 199H109V198H108ZM155 199H156V198H155ZM158 199H159V198H158ZM86 200L88 201L87 198H86ZM153 200H154V199H153ZM38 201H40V199H39ZM154 201H155V200H154ZM156 201H157V199H156ZM156 201H155V202H156ZM4 202H5V201H4ZM7 202H8V201H6V203H7ZM13 202H9V203L12 204ZM33 202H34V203H33ZM83 202H86V201H83ZM94 202H95V201H94ZM108 202H110V201H108ZM108 202H107V203H108ZM111 202H112V201H111ZM14 203H13V204H14ZM21 203H23V205H22ZM54 203H55V202H54ZM91 203H93V202H91ZM91 203H90V204H91ZM159 203H160V202H159V200H158L157 203L155 204V206H159ZM83 204H84V203H83ZM111 204H112V203H111ZM5 205H6V204H5ZM7 205H8V208H9V204H7ZM26 205H27V203H26ZM29 205H30V204H29ZM54 205H56V204H54ZM78 205H79V204H78ZM0 206H1V205H0ZM2 206H4V205H2ZM18 206H19V205H18ZM66 206H67V204H66ZM87 206H88V204H87V205H84L83 207L86 208ZM10 207H11V206H10ZM12 207L15 208V206H12ZM16 207H17V206H16ZM74 207H75V206H74ZM78 207H79V206H78ZM83 207H82V208H83ZM113 207H114V205L112 206V208H113ZM4 208H5V207H4ZM30 208L32 209L31 206H30ZM30 208H29L28 210H30ZM52 208H53V207H52ZM57 208H58V206H57ZM75 208H76V207H75ZM79 208H81V207H79ZM11 209H12V208H10V210H8V211L11 212ZM16 209H17V208H16ZM63 209H64V206H63ZM63 209H62V210H63ZM65 209H66V207H65ZM67 209H68V208H67ZM69 209H70V208H69ZM113 209H115V207H114ZM4 210L6 211V208H5ZM55 210H56V209H55ZM57 210H58V209H57ZM59 210H61V209H59ZM59 210H58V211H59ZM85 210H86V209H85ZM5 211H3V212H5ZM8 211H6V213H7ZM44 211H45V210H44ZM70 211H71V210H70ZM10 212H8V215L10 214ZM15 212H16V210H15ZM36 212H37V211H36ZM41 212H43V211H41ZM61 212H62V211H61ZM68 212H69V211H68ZM17 213H18V211H17ZM32 213H33V209H32ZM34 213H35V211H34ZM34 213H33V214H34ZM54 213H58V212H54ZM59 213H60V212H59ZM73 213H74V212H73ZM77 213H78V210H77ZM0 214H2V213H0ZM12 214H13V213H12ZM24 214H25V213H24ZM33 214H32V215H33ZM36 214H37V213H36ZM61 214H62V213H61ZM63 214H65V213H63ZM26 215H27V213H26ZM32 215H27V216H29V217H28V220H29L30 216H32ZM55 215H56V214H55ZM58 215H60V214H58ZM69 215H70V214H69ZM67 216H68V215H67ZM255 216H256V215H255ZM41 217H42V216H41ZM37 218H38V217H37ZM37 218H36V219H37ZM42 218H44V217H42ZM64 218H65V217H64ZM66 218H67V217H66ZM66 218H65V219H66ZM255 218H256V217H255ZM16 219H17V218H16ZM24 219H25V218H24ZM69 219H70V218H69ZM0 220H2V222H3V219H0ZM21 220H22V219H20V221H21ZM31 220H32V218H31ZM6 221H7V220H5L4 222H6ZM11 221H12V220H11ZM20 221H19L18 223H20ZM26 221H27V218H26ZM26 221H25V222H26ZM59 221H60V220H59ZM66 221H67V220H66ZM2 222H1V223H2ZM16 222H17V221H16ZM22 222H23V221H22ZM25 222H23V223H25ZM31 222H32V221H31ZM31 222L29 223V222L27 221V223H25V224H22V223H21V224H17V223H16V224H14V228L17 227V228H19L20 230H21V228L25 229L27 233H26V232H23L22 230H21V231H22L23 233H25V235H27V234H29V232H32L33 229H34V226L31 227V225H33L34 223H31ZM33 222H34V221H33ZM40 222H43V220H42V221L40 220ZM62 222H63V220H62ZM70 222H71V221H70ZM6 223H7V222H6ZM14 223H15V222H14ZM38 223H39V221H38ZM64 223H66V222H64ZM3 224H4V223H2L1 226H4V225H5V226H4V227H5L4 229H6V225H7V224H4V225H3ZM30 224H31V225H30ZM40 224H41V223H40ZM7 227H8V226H7ZM11 227H12V226H11ZM41 227H42V226H41ZM43 227H44V226H43ZM8 228H9V227H8ZM8 228H7V229H8ZM35 228H36V227H35ZM28 229H29V230H28ZM31 229H32V230H31ZM42 229H43V228H42ZM13 230H16V228L13 229ZM13 230H12V231H13ZM25 230H24V231H25ZM1 231H2V228H1ZM38 231H39V230H38ZM49 231H50V230H49ZM2 232H3V231H2ZM18 232H19V230H18ZM35 232H36V231H35ZM42 232H43V231H42ZM45 232H46V230L44 231V233H45ZM47 232H48V230H47ZM50 232H51V231H50ZM4 233H6V232H4ZM7 233H8V232H7ZM10 233H11V232H10ZM12 233H13V232H12ZM8 234H9V233H8ZM8 234H7V235H8ZM34 234H35V233H34ZM36 234H37V233H36ZM50 234H51V233H50ZM10 235H11V234H9V236H10ZM12 235H13V234H12ZM14 235H15V234H14ZM17 235H18V234H17ZM19 235H20V233H19ZM22 235H24V234H22ZM37 235H39V232H38ZM37 235H35V236L37 237ZM41 235H42V234H41ZM43 235H45V234H43ZM52 235H53V234H52ZM54 235H56V234H54ZM30 236H31V235H30ZM46 236H47V235H46ZM46 236H45V237H46ZM14 237H15V236H14ZM28 237H29V236H28ZM28 237H27V238H28ZM45 237H44V238H45ZM48 237H50V236H48ZM8 238H9V237H8ZM10 238H11V237H10ZM10 238H9V239H10ZM12 238H13V237H12ZM12 238H11L10 240H8L7 243H5V242H0V252L2 251V252H4V253H7L8 251H10V250L13 248L12 246H14V245H13V243H14L13 240H14V239L12 240ZM46 238H47V237H46ZM6 239H7V238H5V240H6ZM59 239H60V238H59ZM2 240L5 241L4 239H2ZM22 240H23V239H22ZM48 240H49V239H48ZM53 240H54V239H53ZM61 240H62V239H61ZM6 241H7V240H6ZM26 241H27V240H26ZM49 241H50V240H49ZM55 241H56V240H55ZM19 242H20V240H19ZM27 242H28V241H27ZM27 242H26L25 244H29V243H27ZM51 242H53V241H51ZM51 242H49V243H51ZM61 242H62V241H61ZM59 243H60V242H59ZM21 244H22V243H21ZM25 244H23V246H24ZM54 244H55V242H54ZM19 245H20V244H19ZM55 245H56V244H55ZM61 245H62V243H61ZM61 245L59 246L58 249H60ZM27 246H28V245H27ZM30 246H31V245H30ZM116 246H117V245H116ZM19 247H20V246H19ZM25 247H26V245H25ZM28 247H29V246H28ZM28 247H27V248H28ZM64 247H65V246H64ZM20 248H21V247H20ZM27 248H25V249H27ZM33 248H34V247H33ZM15 249H16V248H15ZM25 249H24V250H25ZM29 249H30V248H29ZM35 249H36V248H35ZM39 249H41V247H40ZM65 249H67V248H65ZM116 249H117V247H116ZM16 250H17V249H16ZM16 250H14V251H16ZM21 250H22V249H20V251H21ZM42 250H43V249H42ZM42 250H41V251H42ZM18 251H19V248H18ZM22 251H23V250H22ZM29 251H30V250H29ZM29 251H28V252H29ZM43 251H45V250H43ZM47 251H48V250H47ZM24 252H25V251H24ZM122 252H124V251H122ZM122 252H117V251H115L114 253H118L119 255H117V256H118L117 258H118V259H121V258H119V256H121V255L123 254ZM8 253H9V252H8ZM11 253H12V252H11ZM11 253H10V254H11ZM1 254H2V253H1ZM12 254H13V253H12ZM44 254H45V253H44ZM44 254H43V256H44ZM130 254L133 255L132 253H129L128 255H130ZM20 255H22V254H20ZM31 255H32V254H31ZM38 255H40V254H38ZM131 255H130V256H131ZM135 255H136V254H135ZM1 256H3V255H1ZM12 256H13V255H11V256H9V257H12ZM47 256H48V255H47ZM45 257H46V256H45ZM16 258H17V257H16ZM20 258H21V257H20ZM25 258H26V256H25ZM27 258H28V257H27ZM32 258H33V257H31V260H32ZM117 258L115 257L116 260L114 261V262H115L114 264H119V263H121L120 260H117ZM13 260H14V259H13ZM16 260H17V263H16L15 261H12L10 258H7V257H0V264H10V263H13V262H15L16 264H18V260H19V259H16ZM26 260H27V259H26ZM26 260H25V262H26ZM28 260H29V258H28ZM46 260H47V259H46ZM48 260H49V259H48ZM56 260H57V259H56ZM85 260H86V259H85ZM87 260H88V259H87ZM19 261H21V260H19ZM25 262H22V264H24ZM27 262H29V261H27ZM50 262H51V261H50ZM55 262H56V261H55ZM55 262H52V264L55 263ZM29 263H31V262H29ZM33 263H34V261L32 260V264H33ZM48 263H49V262H48ZM25 264H26V263H25ZM62 264H63V263H62ZM112 264H113V262H112Z\"/></svg>",
  "mask_w": 264,
  "mask_h": 264
}]
</instances>
